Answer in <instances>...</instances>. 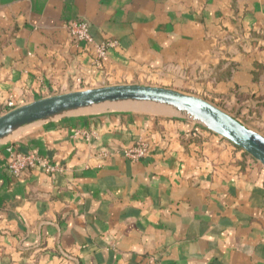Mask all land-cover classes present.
Returning a JSON list of instances; mask_svg holds the SVG:
<instances>
[{
	"label": "crops",
	"instance_id": "crops-1",
	"mask_svg": "<svg viewBox=\"0 0 264 264\" xmlns=\"http://www.w3.org/2000/svg\"><path fill=\"white\" fill-rule=\"evenodd\" d=\"M115 84L201 96L264 135V0H0V115ZM120 102L0 139V264H264V166L178 107ZM11 149L60 169L15 176Z\"/></svg>",
	"mask_w": 264,
	"mask_h": 264
},
{
	"label": "water",
	"instance_id": "water-1",
	"mask_svg": "<svg viewBox=\"0 0 264 264\" xmlns=\"http://www.w3.org/2000/svg\"><path fill=\"white\" fill-rule=\"evenodd\" d=\"M120 101L155 102L178 107L264 166V135L201 96L153 85H106L52 95L17 106L0 115V139L24 125L64 112Z\"/></svg>",
	"mask_w": 264,
	"mask_h": 264
},
{
	"label": "built area",
	"instance_id": "built-area-1",
	"mask_svg": "<svg viewBox=\"0 0 264 264\" xmlns=\"http://www.w3.org/2000/svg\"><path fill=\"white\" fill-rule=\"evenodd\" d=\"M68 28L72 34V36L76 39V41H87L92 43L93 38L90 33L89 23L85 20H74L69 25ZM96 45V61L99 63L101 60H104L107 57V53L109 48L117 45L116 41H105L102 43H97ZM9 110L17 107L13 100L8 101ZM8 110V111H9ZM148 144L143 139L138 140L135 145L125 151L126 157L132 160H137L148 152ZM36 167H42L45 171L53 173L60 169L58 165H54L50 163L47 159L42 156L34 153H22L16 152L11 149V158L8 161V169L10 172L19 176L24 171Z\"/></svg>",
	"mask_w": 264,
	"mask_h": 264
},
{
	"label": "rangeland",
	"instance_id": "rangeland-1",
	"mask_svg": "<svg viewBox=\"0 0 264 264\" xmlns=\"http://www.w3.org/2000/svg\"><path fill=\"white\" fill-rule=\"evenodd\" d=\"M128 103H130V102H128ZM108 104V105H107ZM219 104H221L222 106H225V107H229V105H227L226 103H224V102H219ZM104 105H107L106 107L107 108H105V110L107 109V110H112L111 108H113V107H111V106H117V105H125V107H128L127 105V102H112V103H106V104H102V106L100 105V106H93V107H96V108H93V107H89V108H82V110H77V111H84V110H91V109H95V110H97V109H100V108H103V107H105ZM76 110H74V111H68V112H64V113H62V114H70V113H73V112H75ZM189 114V113H188ZM190 115V114H189ZM16 131H18L17 129L16 130H14V131H12L11 133H13V132H16ZM10 133V134H11Z\"/></svg>",
	"mask_w": 264,
	"mask_h": 264
},
{
	"label": "bare ground",
	"instance_id": "bare-ground-1",
	"mask_svg": "<svg viewBox=\"0 0 264 264\" xmlns=\"http://www.w3.org/2000/svg\"><path fill=\"white\" fill-rule=\"evenodd\" d=\"M128 103V102H127ZM95 110V109H94Z\"/></svg>",
	"mask_w": 264,
	"mask_h": 264
}]
</instances>
